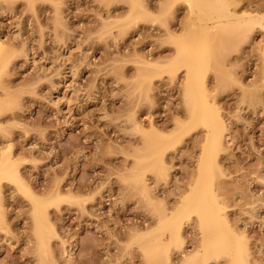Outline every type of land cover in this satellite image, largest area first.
Segmentation results:
<instances>
[{"label":"rangeland","instance_id":"rangeland-1","mask_svg":"<svg viewBox=\"0 0 264 264\" xmlns=\"http://www.w3.org/2000/svg\"><path fill=\"white\" fill-rule=\"evenodd\" d=\"M230 1L238 13L264 14V0ZM142 5L143 17L133 18L128 0H0L7 54L0 66V153L10 150L45 201L52 229L39 254L33 203L2 179L0 264H151L142 240L188 192L206 128H190L166 150L165 174L132 178L145 137L170 135L188 119L184 69L170 75L148 65L175 57L170 35L183 39L193 27L187 5ZM263 40L259 29L244 40L213 39L201 66L209 105L226 125L212 187L231 227L246 235L251 264H264ZM182 236L174 264L200 245L195 216ZM205 264L228 262L219 256Z\"/></svg>","mask_w":264,"mask_h":264},{"label":"bare ground","instance_id":"bare-ground-1","mask_svg":"<svg viewBox=\"0 0 264 264\" xmlns=\"http://www.w3.org/2000/svg\"><path fill=\"white\" fill-rule=\"evenodd\" d=\"M128 1L132 17H143L140 13L143 8L142 0ZM183 1L189 10L193 27L183 39L170 35L176 46L173 59L161 66L150 63L148 65L163 68L170 75L179 67L184 69L182 92L188 119L186 122H178L175 131L170 135L157 136L154 139L145 137L144 151L138 156L136 173L132 178L137 182L143 181L147 171L156 175L165 174L167 168L164 153L194 126L202 125L206 128L205 144L199 157L195 179L189 185L188 192L181 197L174 210L159 215L155 229L149 231L142 240V249L151 264H174L171 255L181 248L184 224L193 215L201 232V242L192 253L181 252L180 264H205L208 258L219 256L227 257L228 264H251L246 235L236 233L231 227L212 187L216 172L221 173L216 154L223 147L226 125L218 111L209 105L201 66L213 39L220 40L221 43L235 39L244 40L254 29L261 30L264 37V14H260L259 10L238 13L230 0ZM169 8L163 7L162 12L168 11ZM258 51L264 84V40L258 45ZM53 54L55 58L61 55L58 49H55ZM6 55V51L0 47V66H4ZM2 179L15 184L31 199L36 248L39 254L45 253L47 236L52 231L47 225L45 201L25 182L10 156L9 149L0 153V181ZM142 191L147 195L145 186ZM58 194L59 192H56L57 196ZM1 210L0 204V220Z\"/></svg>","mask_w":264,"mask_h":264}]
</instances>
